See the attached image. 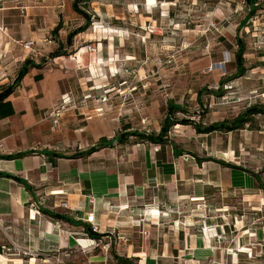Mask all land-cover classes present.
Returning a JSON list of instances; mask_svg holds the SVG:
<instances>
[{
  "label": "rangeland",
  "instance_id": "374dc122",
  "mask_svg": "<svg viewBox=\"0 0 264 264\" xmlns=\"http://www.w3.org/2000/svg\"><path fill=\"white\" fill-rule=\"evenodd\" d=\"M71 2L0 0V92L28 61L43 62L56 48L71 57L95 47L67 42L85 20ZM115 2L122 16L115 23L127 36L116 74L76 92L62 112L92 116L100 138L121 133L93 147L99 158L91 174L102 187L149 172L151 196L127 184L118 205L91 197L83 216L104 234L99 239L39 209L67 215L63 200L33 202L54 231L38 229L43 219L0 217V264H264V0H254L252 11L248 0H157L152 9L147 0ZM95 21L90 15L87 30ZM171 103L180 106L172 115L178 121L160 135ZM220 122L222 130L206 132Z\"/></svg>",
  "mask_w": 264,
  "mask_h": 264
},
{
  "label": "crops",
  "instance_id": "0c3cea01",
  "mask_svg": "<svg viewBox=\"0 0 264 264\" xmlns=\"http://www.w3.org/2000/svg\"><path fill=\"white\" fill-rule=\"evenodd\" d=\"M74 1L71 7L75 10ZM156 1L147 0L145 5L152 9L156 7ZM82 3L91 7L89 15L96 21L91 31L87 30L88 24L83 31L73 36V40L76 37L95 41V50L81 49L74 57H67V54L53 58L47 56L50 60L45 58L39 67H30L13 91L0 100V153H21V156L11 159L0 157V171L18 176L25 182L0 175V217L27 219L31 222L43 219V227L38 229L44 232L54 231V223L46 217L42 218L30 206L33 202L58 203L66 200L70 207L66 211L67 215L85 222L83 215L91 209V197L118 205L125 200L119 192L124 191L127 184L143 185L145 194H151L147 183L149 172L141 179L133 173L125 176L122 183L117 181L103 187L99 184L98 175L91 174L93 161L99 158V154L92 151L85 155L84 152L96 145L101 131L96 119L90 120L92 116L70 115L75 113L71 109L67 113L70 116L62 112L58 126H53L50 113L63 104L64 97L68 96L74 101L76 92L81 90L85 94L100 88V81L106 79L109 72L115 76L117 61L123 57L121 51L126 45V32L115 23L120 22L122 17L120 4L115 0L78 1L79 5ZM130 58L132 55L128 60ZM73 101H67L64 107L72 108ZM115 162L107 163L115 165ZM175 195H183V190L177 191ZM41 208L44 206L39 209L45 213ZM73 212L81 216H72ZM73 226L83 228L82 225ZM0 257H3L2 254Z\"/></svg>",
  "mask_w": 264,
  "mask_h": 264
},
{
  "label": "trees",
  "instance_id": "16d2710c",
  "mask_svg": "<svg viewBox=\"0 0 264 264\" xmlns=\"http://www.w3.org/2000/svg\"><path fill=\"white\" fill-rule=\"evenodd\" d=\"M78 1L79 0H75L74 2H73V7L75 8V10L77 11V12H79L80 14H82V16H84L85 17V23L82 25V26H80V27H78V28H76V29H74V30H72V31H69L68 32V35H67V42H70L71 44L73 43V36L77 33V32H79V31H83L86 27H87V25L89 24V21H90V15L85 11V10H82V9H80V7H78ZM248 2H249V4H250V10L252 11L253 9H254V0H248ZM60 25V24H59ZM58 27L59 26H57V27H55L54 28V31L55 32H57V29H58ZM238 36V35H237ZM241 39L239 38V36L237 37V44L239 45V47H238V49L236 50V55H237V58L239 59V60H241L242 59V53H243V50H244V48H243V46H242V43H241ZM50 54V57H52L53 58V56H56V55H60V54H68L67 52H66V50H61V49H59V48H56V49H54L52 52H50L49 53ZM42 63H41V61L40 62H38V63H35V62H27V64H25V65H23V68L21 69L22 71H21V73L17 76V78H16V83L15 84H13V85H10L6 90H4V91H2V92H0V100H2V99H4L5 97H7L8 95H9V93L10 92H12L13 91V89L15 88V86L18 84V82L22 79V77L24 76V74L28 71V69L30 68V67H39L40 65H41ZM178 107H180L179 105H175V104H173V103H171L170 105H169V107H168V111H169V113L166 115V117H165V120H164V122L162 123V131L160 132V135L163 133V134H165V132H167L168 130H169V127L170 126H172V125H174V124H176L177 123V121H178V118L177 119H173V117H172V115H173V113H175V110L178 108ZM192 122H194V123H196L195 121H192ZM192 122H190V123H192ZM196 126V128H197V130H199V132H203V131H201V129H200V127L198 126V125H195ZM223 127H225V125L222 123V122H220V123H212V124H210V126H208L207 127V131L206 132H208V131H210V130H214V129H218V130H222L223 129ZM136 134H138V133H136ZM121 135V133H119V135H117V136H115V137H113L112 139H109V138H107L106 136H101V138L99 139V141H98V145L100 146V145H104V146H108V145H110V144H113L112 142L115 140V139H117L119 136ZM157 137H159V135L158 136H153V137H151V141H158V140H156V138ZM97 145V144H96ZM96 145H94V146H92L91 148H89V149H93V150H90V151H95V148H93V147H97ZM19 156H21V153H11V154H1L0 153V157L1 158H6V159H11V158H14V157H19ZM0 175L1 176H7V177H14V178H16L18 181H20V182H23L24 184H25V182L20 178V177H18V176H15V175H12V174H9V173H6V172H2V171H0ZM26 187H27V185H25ZM42 209V211H44L45 213H48L50 216H52V217H54V218H60V219H63V220H65V221H68L69 223H71V224H75V225H82V227H83V230H84V232L87 234V235H90V236H92V237H94V238H101L102 236H104V234H101V233H98V232H95L93 229H92V226L90 225V223H87L86 221L84 222L83 220H79V219H75V218H71L70 216H68V215H65V214H61V213H57V212H54V211H50V210H48V209H45V208H41Z\"/></svg>",
  "mask_w": 264,
  "mask_h": 264
},
{
  "label": "built area",
  "instance_id": "2783aa9c",
  "mask_svg": "<svg viewBox=\"0 0 264 264\" xmlns=\"http://www.w3.org/2000/svg\"><path fill=\"white\" fill-rule=\"evenodd\" d=\"M34 44V40H27L24 44V47L27 49H32ZM81 49H87V50H95V47H93L91 44H88L84 47H81L79 50ZM71 55V54H70ZM71 57H74V55H71ZM89 95H85V97H88ZM106 97L103 96V100H105ZM70 102L73 101V99H70L68 96L63 98V104H61V106L55 108V110H53L50 114V116L52 117V122H53V126L56 127L58 126L59 122H60V116L62 115V110H63V106L66 102ZM61 205H63L64 207H68L67 205V201L63 200V202H61ZM93 213H90V218L93 219Z\"/></svg>",
  "mask_w": 264,
  "mask_h": 264
},
{
  "label": "water",
  "instance_id": "95a60500",
  "mask_svg": "<svg viewBox=\"0 0 264 264\" xmlns=\"http://www.w3.org/2000/svg\"><path fill=\"white\" fill-rule=\"evenodd\" d=\"M217 65L221 66V65H223V62H220V63H218Z\"/></svg>",
  "mask_w": 264,
  "mask_h": 264
}]
</instances>
